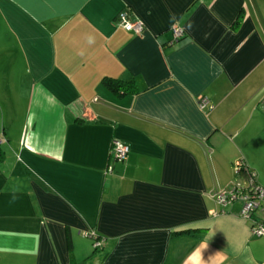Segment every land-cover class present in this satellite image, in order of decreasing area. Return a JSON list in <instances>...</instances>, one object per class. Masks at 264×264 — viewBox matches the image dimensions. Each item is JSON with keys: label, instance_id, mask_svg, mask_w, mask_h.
<instances>
[{"label": "crops", "instance_id": "obj_1", "mask_svg": "<svg viewBox=\"0 0 264 264\" xmlns=\"http://www.w3.org/2000/svg\"><path fill=\"white\" fill-rule=\"evenodd\" d=\"M0 37V264H264L212 197L241 158L264 186V0H0Z\"/></svg>", "mask_w": 264, "mask_h": 264}, {"label": "built area", "instance_id": "obj_2", "mask_svg": "<svg viewBox=\"0 0 264 264\" xmlns=\"http://www.w3.org/2000/svg\"><path fill=\"white\" fill-rule=\"evenodd\" d=\"M118 23L127 31L141 35L144 31V23L139 18L130 15L126 9L120 11L117 17ZM171 39L169 45L174 44L184 35L182 27L173 25L170 27ZM197 105L201 110H209L213 107L209 99L204 95L197 96ZM129 152L127 144L114 140L110 147V162L107 164V172H111L114 162H122ZM236 172H243L245 180L242 184H232L228 187L218 188L212 192V197L222 208H228L235 203L240 204L239 215L248 221L250 233L254 236H264V186L256 180V173L245 164L241 158L235 162ZM93 239V246L99 247L102 240L97 239V234H86Z\"/></svg>", "mask_w": 264, "mask_h": 264}, {"label": "trees", "instance_id": "obj_3", "mask_svg": "<svg viewBox=\"0 0 264 264\" xmlns=\"http://www.w3.org/2000/svg\"><path fill=\"white\" fill-rule=\"evenodd\" d=\"M240 22L239 16L235 21L233 22V26H236ZM103 84L106 86L111 92L117 93V94H126V93H135L137 91L134 82L132 80H124V79H118V78H113V77H106L103 79ZM5 157V152L3 148L0 145V162L4 159ZM246 164V163H245ZM247 165V164H246ZM248 166V165H247ZM248 168L251 170L248 166ZM253 170V169H252ZM254 171V170H253ZM235 175L239 177V181L234 184H242L245 180V178H241V173L243 172H236L234 171ZM97 239L102 240V243L99 247H94V251L103 248L106 244L103 242L105 240L101 235L97 234Z\"/></svg>", "mask_w": 264, "mask_h": 264}, {"label": "rangeland", "instance_id": "obj_4", "mask_svg": "<svg viewBox=\"0 0 264 264\" xmlns=\"http://www.w3.org/2000/svg\"><path fill=\"white\" fill-rule=\"evenodd\" d=\"M0 40L2 41V42H5L6 41V39L4 38V37H0ZM1 45V44H0ZM2 147V146H1ZM235 162L236 161H234V163H233V165H232V167H234V165H235ZM237 176V175H236ZM245 178V174L244 173H241V178ZM239 178V177H238ZM240 179V178H239ZM241 180V179H240ZM259 182L261 183V184H264V174H262L260 177H259Z\"/></svg>", "mask_w": 264, "mask_h": 264}, {"label": "clouds", "instance_id": "obj_5", "mask_svg": "<svg viewBox=\"0 0 264 264\" xmlns=\"http://www.w3.org/2000/svg\"><path fill=\"white\" fill-rule=\"evenodd\" d=\"M189 27H191V25H189Z\"/></svg>", "mask_w": 264, "mask_h": 264}]
</instances>
